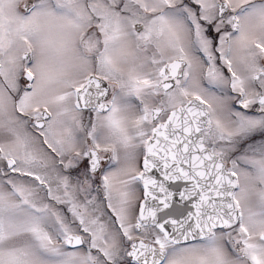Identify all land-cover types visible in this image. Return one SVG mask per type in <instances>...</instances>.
<instances>
[{"label":"snow or ice","instance_id":"obj_1","mask_svg":"<svg viewBox=\"0 0 264 264\" xmlns=\"http://www.w3.org/2000/svg\"><path fill=\"white\" fill-rule=\"evenodd\" d=\"M0 264H264V0H0Z\"/></svg>","mask_w":264,"mask_h":264}]
</instances>
